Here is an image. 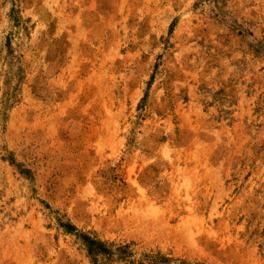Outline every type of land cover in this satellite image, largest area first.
<instances>
[{
    "label": "rangeland",
    "instance_id": "obj_1",
    "mask_svg": "<svg viewBox=\"0 0 264 264\" xmlns=\"http://www.w3.org/2000/svg\"><path fill=\"white\" fill-rule=\"evenodd\" d=\"M0 264H264V0H0Z\"/></svg>",
    "mask_w": 264,
    "mask_h": 264
}]
</instances>
